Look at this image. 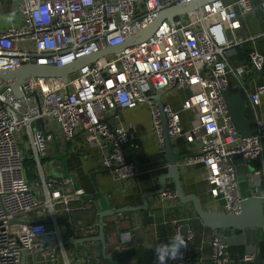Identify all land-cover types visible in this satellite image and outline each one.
<instances>
[{
	"label": "built area",
	"instance_id": "obj_1",
	"mask_svg": "<svg viewBox=\"0 0 264 264\" xmlns=\"http://www.w3.org/2000/svg\"><path fill=\"white\" fill-rule=\"evenodd\" d=\"M21 21L0 30V70L23 64L63 66L107 46L124 42L145 28L157 13L172 4L192 0H5ZM264 11V0H257ZM250 11L251 0H212L194 11L162 20L144 41L125 47L115 54L100 57L79 67L64 81L59 77H31L19 84L16 96L10 85L0 80V264H21L24 253H36L40 261L58 264L63 252L62 234L56 214L65 215L84 194L70 177H40L33 186L27 182L22 157L27 151L39 166L45 156L50 134L35 128L41 119L45 130L57 128L65 139L81 133L88 147L100 153L102 168L121 182L136 176L135 163L126 159L125 147H138V135L122 122L118 112L139 106L148 108L152 130L162 152L164 141L160 113L165 116L171 140L182 138L192 145L190 154L177 162L178 167L203 166L206 194L219 200L221 210L237 214L241 196L232 163L226 159L241 155L251 166L264 150V118H257L255 133L238 135L228 115L222 91L232 87L228 72L242 77L245 67L231 68L227 57L232 49L253 37H238L240 16ZM247 63L263 71L264 56L249 51ZM4 85V86H3ZM186 90L180 111H189V127L180 122L179 111L154 94L170 89ZM264 94V73L249 95L257 101ZM55 126V129L53 128ZM21 132L26 145L20 150L16 134ZM248 181L256 185L263 169L251 166ZM37 191L42 195L38 202ZM163 197L175 196L170 189ZM47 213L29 224L24 215L39 209ZM42 214V213H41ZM174 224L171 236L179 233ZM183 260L167 264H189L193 247L187 233ZM162 243L157 239L154 247ZM56 247V248H55ZM153 247V264H158ZM221 232L209 240L211 264H229L230 253ZM255 254H244L252 261Z\"/></svg>",
	"mask_w": 264,
	"mask_h": 264
},
{
	"label": "crops",
	"instance_id": "obj_2",
	"mask_svg": "<svg viewBox=\"0 0 264 264\" xmlns=\"http://www.w3.org/2000/svg\"><path fill=\"white\" fill-rule=\"evenodd\" d=\"M223 1L230 2L231 0ZM235 8L241 21V28L236 33L237 36L253 38L234 47L232 53L227 57L231 68L245 67L246 71L242 77H237L232 72H228L227 76L232 87L243 86L248 81L249 88L244 96L245 113L248 118L255 121L257 118H264V94L254 102L249 98L259 81V75H255L256 71L247 63V55L249 51L256 50L264 56V11L260 9L257 0H251L250 11L243 15L237 7ZM20 21L21 19L13 11L11 3L0 0V30L18 24ZM186 93L187 91L183 89H170L161 95V100L173 110L179 111L181 124L188 128L190 112L180 111V105ZM118 114L122 122L131 125L138 135L137 149L125 147L126 156L133 160L136 169V176L128 182L115 179L112 174L102 168L99 151L88 147L81 133L68 140L53 126L59 155H62L60 159L56 156L52 140L47 144L46 154L40 158L39 166L30 151L24 154L29 156L24 160V171L31 186L36 181L39 183L42 176L45 179L54 177L62 183H65L67 177H70L74 187L83 189L84 194L80 201L73 204L76 206L75 208L65 215L56 214V220L65 221L75 239L95 236L98 233L96 200L86 198L87 195L95 193L104 195L108 206L112 209L135 207L142 203V195L158 189V177L166 172L167 162L164 149L161 155L152 130L148 108L143 105L132 109H122ZM171 143L175 154L179 156L185 157L193 150L192 145L187 144L182 138L171 140ZM252 165H255V169H263L259 175L260 182L251 185L256 187L255 194L260 197L264 210V150ZM179 182L183 194L195 195L203 210H221L220 201L206 194L202 165L179 167ZM164 183L165 190L174 191L171 178H166ZM38 187L40 191L42 185L39 183ZM39 191H37V196L38 199H41L42 195ZM146 199L150 209L162 210L163 221L161 223H143L140 211H123L108 216L103 221L105 256H103L98 242H85L82 245H77V248L72 245L63 246L62 242L68 264H153L154 244L157 239L162 243H167L174 224H178L179 227L188 226V233L191 235L190 242L193 247L189 264H211L209 240L213 233L221 231L202 225L191 202L181 203L176 195L163 197L161 194H157L148 196ZM35 211L37 210L32 212ZM32 212L24 215V218L33 220L42 215L44 220H49L45 211H42V214H32ZM58 225L62 240L65 241L67 231L62 223ZM260 239H264V234L260 235ZM231 248L233 251L229 252L231 256L229 264H264V259L258 260L257 263L254 262V259L259 256L257 247L254 248L255 258L252 261H243L237 258L239 253L245 254L243 246L236 245ZM59 252L58 264H64L61 260L62 251L58 248ZM78 252L82 255H78ZM24 264H51V262H42L36 253L26 252L24 253Z\"/></svg>",
	"mask_w": 264,
	"mask_h": 264
},
{
	"label": "water",
	"instance_id": "obj_3",
	"mask_svg": "<svg viewBox=\"0 0 264 264\" xmlns=\"http://www.w3.org/2000/svg\"><path fill=\"white\" fill-rule=\"evenodd\" d=\"M209 1L212 0H192L185 3L172 4L161 9L150 24H148L145 28L131 34L124 42L119 45L107 46L95 53L76 58L72 62L63 66L28 63L13 69L0 70V80L5 83L4 85H10L16 96L20 94L19 84L31 77H59L65 81L67 76L73 74L84 64L92 62L106 55L118 53L125 47L133 46L144 41L149 36H151L162 20L171 21L174 17L194 11ZM262 73H264V71H256L255 75H261ZM248 88L249 86L247 81L243 86L230 87L222 91V97L233 128L238 135L244 137L255 133L256 130L255 122L248 118L245 113L244 96ZM147 98L154 99L157 102L158 107L161 109L163 102L161 100L160 94H154L152 96H148ZM160 119L167 169L164 174L158 177V189L142 195V203L138 206L122 207L116 209H112L108 206L106 197L104 195H100L98 193L87 195L86 198L96 200V206L98 209V233L95 236L75 239L72 237L67 223L65 221H57V224L62 223L67 231V239L63 241V246L72 245L73 247L77 248V245H82L85 242H98L101 246L103 256H105L104 218L123 211H140L143 218V223H161L163 221L162 210L150 209L146 197L164 192L166 188L164 181L166 178H171L176 197L181 203L191 202L196 216L202 225L216 231H221L228 247L236 245L243 246V251L245 254H252L254 252V248L257 247L259 256L254 259L255 263H257L258 260L264 259V239H260V235L264 234V210L260 197L255 194L257 192L256 187H253L248 181V176L252 170V167L244 161L241 155H232L226 158L230 163L233 164L236 179L238 180L241 201L239 203V212L237 214L226 213L222 210H203L200 207L198 199L195 195H184L182 192L179 182V167L177 162L184 158V156L175 154L172 148L170 136L167 133L165 116L162 113H160ZM34 125L37 130L46 134H50L56 149V156L59 159L62 158V155H59V147L54 132L52 130H45L43 122L40 118L34 121ZM28 157V155H24L22 157L23 171L24 160ZM126 159L129 161L132 160L129 156H127ZM43 222L49 223V220H44ZM29 223H31L29 220L20 222V224ZM179 233L182 234L186 239L188 226H181L179 228ZM78 255H82V253L78 252ZM83 255L86 257L85 254ZM21 264H24V254L22 256Z\"/></svg>",
	"mask_w": 264,
	"mask_h": 264
},
{
	"label": "clouds",
	"instance_id": "obj_4",
	"mask_svg": "<svg viewBox=\"0 0 264 264\" xmlns=\"http://www.w3.org/2000/svg\"><path fill=\"white\" fill-rule=\"evenodd\" d=\"M188 240L185 237L177 233L170 236L167 243H159L154 247L158 264H167L169 260L182 261L183 252L182 249L186 248Z\"/></svg>",
	"mask_w": 264,
	"mask_h": 264
},
{
	"label": "rangeland",
	"instance_id": "obj_5",
	"mask_svg": "<svg viewBox=\"0 0 264 264\" xmlns=\"http://www.w3.org/2000/svg\"><path fill=\"white\" fill-rule=\"evenodd\" d=\"M16 140H17V144H18V146H19V148L21 149V150H23V143L26 145V143H27V139H24L23 137H22V135H21V132H19V133H17L16 134ZM41 201H42V199H39L38 200V202L39 203H41ZM33 213H41V210H40V208L39 209H37V211H35V212H32V214Z\"/></svg>",
	"mask_w": 264,
	"mask_h": 264
},
{
	"label": "trees",
	"instance_id": "obj_6",
	"mask_svg": "<svg viewBox=\"0 0 264 264\" xmlns=\"http://www.w3.org/2000/svg\"><path fill=\"white\" fill-rule=\"evenodd\" d=\"M225 2V1H224ZM161 152V151H160ZM161 155H162V152H161ZM227 249H228V251L230 252V253H232L231 251H233V248H231V247H227ZM243 256V253H239V255H238V257L237 258H239V259H241V257ZM231 257V256H230ZM236 258V259H237ZM233 259V258H232Z\"/></svg>",
	"mask_w": 264,
	"mask_h": 264
}]
</instances>
